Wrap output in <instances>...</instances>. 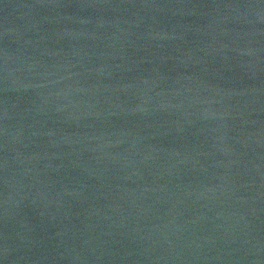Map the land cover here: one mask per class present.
<instances>
[{
  "label": "water",
  "instance_id": "water-1",
  "mask_svg": "<svg viewBox=\"0 0 264 264\" xmlns=\"http://www.w3.org/2000/svg\"><path fill=\"white\" fill-rule=\"evenodd\" d=\"M0 264H264V0H0Z\"/></svg>",
  "mask_w": 264,
  "mask_h": 264
}]
</instances>
